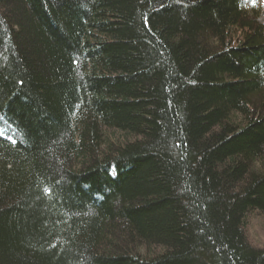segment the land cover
Masks as SVG:
<instances>
[{"label": "trees", "instance_id": "trees-1", "mask_svg": "<svg viewBox=\"0 0 264 264\" xmlns=\"http://www.w3.org/2000/svg\"><path fill=\"white\" fill-rule=\"evenodd\" d=\"M261 15L0 0V264H264Z\"/></svg>", "mask_w": 264, "mask_h": 264}, {"label": "rangeland", "instance_id": "rangeland-1", "mask_svg": "<svg viewBox=\"0 0 264 264\" xmlns=\"http://www.w3.org/2000/svg\"><path fill=\"white\" fill-rule=\"evenodd\" d=\"M261 7H262V15L260 21H264V1L261 0ZM253 225L251 226L250 235L253 241L257 244V246L263 247L264 246V219L257 218L253 221Z\"/></svg>", "mask_w": 264, "mask_h": 264}, {"label": "snow or ice", "instance_id": "snow-or-ice-1", "mask_svg": "<svg viewBox=\"0 0 264 264\" xmlns=\"http://www.w3.org/2000/svg\"><path fill=\"white\" fill-rule=\"evenodd\" d=\"M46 191H49L50 192V190H46Z\"/></svg>", "mask_w": 264, "mask_h": 264}, {"label": "bare ground", "instance_id": "bare-ground-1", "mask_svg": "<svg viewBox=\"0 0 264 264\" xmlns=\"http://www.w3.org/2000/svg\"><path fill=\"white\" fill-rule=\"evenodd\" d=\"M11 137H15V136H11Z\"/></svg>", "mask_w": 264, "mask_h": 264}]
</instances>
